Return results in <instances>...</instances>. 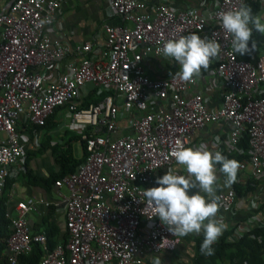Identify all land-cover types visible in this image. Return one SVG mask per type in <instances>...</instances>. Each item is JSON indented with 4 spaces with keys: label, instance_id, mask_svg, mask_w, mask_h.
<instances>
[{
    "label": "built area",
    "instance_id": "1",
    "mask_svg": "<svg viewBox=\"0 0 264 264\" xmlns=\"http://www.w3.org/2000/svg\"><path fill=\"white\" fill-rule=\"evenodd\" d=\"M173 1L106 0L109 15L130 26H104L101 47L86 43L70 48L51 40L60 9L56 0H13L0 11V200L10 170L25 156L16 125L22 115L29 124L43 126L56 108L66 107V129L88 132L82 135L84 160L54 183L68 191L63 197L65 240L50 250L45 233H32L26 219L38 203L18 202L15 215H6L9 264H17L33 245L44 252L39 264H143L146 254L175 251L181 237L153 217L154 209L142 193L155 187L158 172L176 163L171 152L177 141L189 147L194 134L208 125L229 127L226 140L211 145L213 152H237L247 136L250 155L239 167V183L264 176V44L256 61L239 60L232 36L218 18L245 0H216L208 15L193 7L177 10L169 5ZM258 3L264 15V0ZM45 18L51 23L41 26ZM191 34L221 45L204 75L195 83L174 79L175 74L151 79L145 66L152 58L175 62L158 49ZM55 65L62 71L46 83L41 70ZM95 89L97 94H112L79 108ZM212 92L221 95L216 109L207 105L206 94ZM216 194L222 205L219 217L231 216L225 222L230 241L264 226V198L245 203L248 196L238 199L232 189ZM237 200L254 211L250 219L256 226L232 220Z\"/></svg>",
    "mask_w": 264,
    "mask_h": 264
},
{
    "label": "crops",
    "instance_id": "2",
    "mask_svg": "<svg viewBox=\"0 0 264 264\" xmlns=\"http://www.w3.org/2000/svg\"><path fill=\"white\" fill-rule=\"evenodd\" d=\"M12 1L13 0H0V11L6 9ZM56 1L60 3V9L54 16V23L50 29V38L52 41L60 42L70 48H75L77 45L86 43H89L94 47H101L103 46L105 40L103 30L104 26L121 24L130 26L128 21H125L115 15H109L110 12L107 7L106 0ZM215 3L216 0H175L169 3V5L177 10L186 9L188 7L197 8L208 15L214 9ZM213 61L214 59L211 63H213ZM145 70L146 74H149L150 78L155 80L174 75L179 70V65L177 62H172L166 59L152 58L150 63L145 66ZM61 71V65H55L48 71L46 69H42L41 73H43L46 83H49L52 80H55ZM202 75H204L203 70ZM207 80L210 79L207 78ZM206 96L209 97V100L207 101L208 108L216 109L220 105L221 95L212 92L207 93ZM118 102L120 105L122 104L121 100H118ZM121 112L124 116H127L123 113L122 108ZM53 115H55L54 122L56 123V127H52L50 130L34 131L30 127L34 125L29 124L23 115L18 119L16 125L20 144L25 150V156L19 166L13 167L10 170L11 173L7 178L10 185L5 188L4 196L7 198V214L10 217L15 215V206L18 202L32 199L38 203L35 210L31 211L26 216L32 233L45 232L43 221L47 218L48 213L52 212L53 226L56 228L53 229V232H58V245L66 238L64 213L65 204L63 197L67 196L68 191L64 187L57 188L53 184H50L48 187V185L44 182L50 176L58 174L61 169L57 163V156L61 152L54 153L53 147L65 145L68 133L73 134L72 137L75 135H81L82 140V135L87 134L88 132H78L77 129H66V126H69V112L66 107L57 110ZM120 124L124 125V120H122ZM124 133L127 132L124 131ZM228 133L229 127L227 126L221 127L208 125L203 130L194 134L192 143L189 147L195 148L200 144H204L210 150L212 144H219L226 140ZM2 137V134H0V139ZM64 147L67 148V146ZM27 153H29V156H27ZM82 155L83 152L81 148L80 158L77 160L74 157L78 161L75 171L85 158L84 157L81 161ZM171 168L179 175H187L186 169L177 165V163H174ZM166 172L167 170H162L157 173L155 176V187H159L156 180L161 178L164 174H166ZM217 174L219 177V188L217 192L230 189L223 187V182L225 180L223 174L219 173V171ZM259 182L257 190L253 192V194H248V197L244 199L245 203H248L249 200L259 202L264 198V176L259 179ZM196 191V189H193L190 192V195L195 194ZM201 195L206 194L201 193ZM46 203L48 204L47 206H45ZM253 213L254 211L248 208L247 204H243L242 200H237V204L233 209L232 220L234 222L241 221L245 226H256V221L252 222L250 219ZM220 215L221 212L219 210L218 217ZM224 217V222L231 220L230 215H225ZM225 233L226 232L224 231L218 240L226 238ZM201 235L202 233L199 235L190 234L186 237H181V244L173 252L146 254L144 256L143 264H152L153 258L156 256L160 257L162 264H191L195 255L196 239L200 238ZM6 253L7 252H4L2 257H6Z\"/></svg>",
    "mask_w": 264,
    "mask_h": 264
},
{
    "label": "clouds",
    "instance_id": "3",
    "mask_svg": "<svg viewBox=\"0 0 264 264\" xmlns=\"http://www.w3.org/2000/svg\"><path fill=\"white\" fill-rule=\"evenodd\" d=\"M218 18L223 30L232 36L233 51L241 56L250 51L253 28L264 34V15H253L247 5L220 12ZM45 23H51V20L40 21L41 26ZM251 48H255L254 42ZM158 52L178 63L179 70L174 79L195 83L202 70L206 71L211 61L218 58L221 45L215 39H202L191 34L168 40ZM171 156L177 165L186 169L187 175H179L169 168L156 180L159 187L144 190L142 195L153 207V217H158L175 237L203 233L201 252L210 256L214 254L212 245L228 227L223 218L218 217L222 205L216 194L219 188L217 172L225 177L223 187L230 188L237 180L240 165L220 151H210L204 144L192 148L177 141ZM217 165H220L219 169ZM193 189L197 191L190 195ZM152 264H162L160 257H154Z\"/></svg>",
    "mask_w": 264,
    "mask_h": 264
},
{
    "label": "trees",
    "instance_id": "4",
    "mask_svg": "<svg viewBox=\"0 0 264 264\" xmlns=\"http://www.w3.org/2000/svg\"><path fill=\"white\" fill-rule=\"evenodd\" d=\"M244 5H247L253 15H260V6L258 0H245ZM252 42L255 43V48H251ZM264 44V34L257 32L253 28V33L250 41V51L248 54L241 56L236 53L237 58L239 60L254 62L258 59L260 52L259 48ZM98 89H95L86 97L82 98L81 104L79 108H87L89 104H97L99 103L106 95L112 94V92L101 90L100 94H97ZM65 107H58L53 111V114ZM51 114L46 120L43 126H30L34 131L40 130H50L52 127H56V123L54 122L55 115ZM50 138V137H48ZM63 140V138H62ZM78 141L82 148V158L86 155L85 151V143L81 140V135H75L72 138L66 140L65 145H58L53 147V152H61L57 156V163L60 166V172L56 175L50 176L44 182L48 187L50 184L55 183L56 180L62 178L65 175L71 174L75 171L77 167L78 161L74 158L71 142ZM64 146H67L65 148ZM238 151L232 153H222L228 159L236 160L239 165L246 162L249 157V147H248V139L246 135H243L240 143L238 144ZM29 156V153H27ZM26 156V157H27ZM80 162V160H79ZM220 165H217V169H219ZM242 175L241 171L238 169L237 180L230 187L232 189L237 198H244L248 194L255 192L259 186V180L250 179L245 183H239L238 178ZM10 183L8 179L6 180V187H8ZM7 198L3 195L0 200V264H9L6 260V257H2V254L6 252L5 239L10 234V220L6 217L8 215L7 211ZM45 227V235L47 237V243L49 249H53L58 243V232H53V229H56L53 226V217L52 212H49L47 218L43 221ZM227 235V236H226ZM230 233L226 232L225 237L216 241L212 248L214 249V254L205 255L201 252V245L203 243V233L200 238L196 239L195 242V255L191 262V264H264V226H258L251 229L248 233L244 234L242 238L236 241H230L229 238ZM228 239V240H227ZM44 256V252L38 245H33L31 252L28 255H21L18 257L17 264H39Z\"/></svg>",
    "mask_w": 264,
    "mask_h": 264
},
{
    "label": "rangeland",
    "instance_id": "5",
    "mask_svg": "<svg viewBox=\"0 0 264 264\" xmlns=\"http://www.w3.org/2000/svg\"><path fill=\"white\" fill-rule=\"evenodd\" d=\"M72 136H73V134L68 133L66 138L68 139L69 137H72ZM71 148H72L74 157L78 160L80 158V156H81L80 143L78 141H72L71 142Z\"/></svg>",
    "mask_w": 264,
    "mask_h": 264
}]
</instances>
